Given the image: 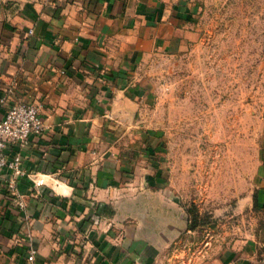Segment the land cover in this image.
Listing matches in <instances>:
<instances>
[{
    "label": "crops",
    "instance_id": "obj_1",
    "mask_svg": "<svg viewBox=\"0 0 264 264\" xmlns=\"http://www.w3.org/2000/svg\"><path fill=\"white\" fill-rule=\"evenodd\" d=\"M192 22L178 0H0V118L21 100L40 104L43 123L4 149L22 173L12 194L11 170H0V264H134L132 245L173 239L164 229L179 230V206L165 197L167 168L139 119L149 92L135 69L183 48L197 35ZM261 241L205 252L203 264H262Z\"/></svg>",
    "mask_w": 264,
    "mask_h": 264
},
{
    "label": "rangeland",
    "instance_id": "obj_2",
    "mask_svg": "<svg viewBox=\"0 0 264 264\" xmlns=\"http://www.w3.org/2000/svg\"><path fill=\"white\" fill-rule=\"evenodd\" d=\"M178 1L196 37L148 55L135 74L149 92L139 119L165 162L180 227L164 229L169 243L132 245L134 264H203L205 252L264 245V0Z\"/></svg>",
    "mask_w": 264,
    "mask_h": 264
},
{
    "label": "built area",
    "instance_id": "obj_3",
    "mask_svg": "<svg viewBox=\"0 0 264 264\" xmlns=\"http://www.w3.org/2000/svg\"><path fill=\"white\" fill-rule=\"evenodd\" d=\"M28 32L31 33L32 29H29ZM0 102H4V97L0 98ZM42 128L40 104L36 102L14 101L6 107L3 116L0 118V170H11L6 181V187L12 194L16 193L15 179L17 175L22 173V170L18 166L19 156L14 155L12 158H8L4 149L9 142L19 145L25 144L30 133L40 132ZM30 178L34 185L38 186L44 183V179L41 176L32 174ZM15 196L18 206L24 208L25 201L19 198L17 194ZM25 232L29 234L27 229ZM27 244L26 258L28 261H32L35 257L36 248L30 242ZM258 260L264 264V245Z\"/></svg>",
    "mask_w": 264,
    "mask_h": 264
}]
</instances>
